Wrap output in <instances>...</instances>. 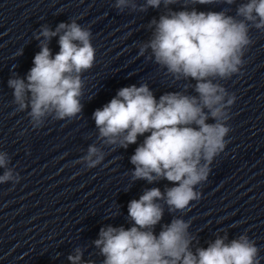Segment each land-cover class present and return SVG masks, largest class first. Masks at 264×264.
<instances>
[{
    "label": "clouds",
    "instance_id": "clouds-1",
    "mask_svg": "<svg viewBox=\"0 0 264 264\" xmlns=\"http://www.w3.org/2000/svg\"><path fill=\"white\" fill-rule=\"evenodd\" d=\"M178 2L115 0L120 13L166 9L149 21L151 36L139 44L138 54L147 53L145 58L166 69L165 75L175 81L195 83L159 99L146 82L122 87L93 112L97 140L105 146L127 149L144 137L130 157L133 182L167 180L173 185L163 192L158 187L144 190L139 199L128 203L131 226L102 227L93 243L102 264H260L259 249L247 234L231 240L227 234L218 235L207 247L193 248L196 237L189 231L190 221L177 216L170 223L161 221L165 209L170 214L183 213L192 201L201 199L197 186L208 180L213 161L229 143L225 139L231 131L229 110L236 96L220 81L243 75L244 56L254 42L250 29L264 31V0H245L237 5L235 15L223 9L200 11L195 5H233L236 0H190L179 10L170 7ZM34 36L40 51L33 67L26 77L12 76L8 87L13 90L15 111H27L32 128L38 129L49 117L65 120L82 112V74L93 67L96 49L91 30L76 19L59 23L54 31L44 25ZM57 36L59 52L53 55L49 42ZM189 87L195 94L189 93ZM105 155L93 143L75 163L95 168ZM10 164V155L0 151V169H4L0 184L19 183V173ZM158 224L161 230L156 234ZM82 257V249L76 248L68 260L85 264Z\"/></svg>",
    "mask_w": 264,
    "mask_h": 264
}]
</instances>
